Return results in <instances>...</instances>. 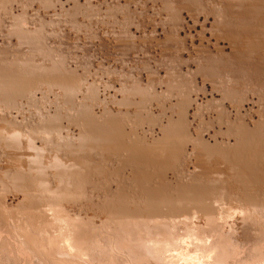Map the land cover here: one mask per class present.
I'll return each instance as SVG.
<instances>
[{
	"label": "rangeland",
	"instance_id": "1",
	"mask_svg": "<svg viewBox=\"0 0 264 264\" xmlns=\"http://www.w3.org/2000/svg\"><path fill=\"white\" fill-rule=\"evenodd\" d=\"M191 1L189 2L187 0H0V75L1 74L2 75L13 74V72H14V75H16V74L20 75L21 74L22 77H25L24 81H25V79H28V81H29V82L25 81L24 86L22 85V88L19 89L20 92H22V94L20 93L21 95H18L19 90L16 92V93H18V94H16L17 96L15 94L14 95L11 94L14 97L16 96L15 97L16 99L11 96V99L13 101L9 100L13 104L10 103L9 101L7 103L6 102V100H7L6 96L1 94V100H2V95L5 96V99H3L4 101L2 100L3 103L0 101V118L2 117L1 116L2 112L3 113L5 112L4 113L5 116L8 113L9 118L12 119L11 121H13V120L25 121V122L27 121L26 123H28V128H29L27 130H29V131H28V133H26L27 135L24 134V136L26 137V139H28V140L30 139L29 141H33V139H34L33 138L34 132H32V134L30 133L31 128L29 125L33 126V128H34L35 126L32 124L37 125L39 122H40L39 124H41V122L43 120H47V122L43 121L44 124H45V122L47 124L48 121L49 122L51 120L54 121L55 119L56 120L54 122H56L57 125L61 123V125H58L60 127L56 126V128L58 127L61 129L60 132L58 131V128L56 129L54 127L56 124L52 126V124H54V122L52 124H51V122L48 123L52 126L51 128L49 127L50 129L49 128L48 129L51 130L53 128L52 131H54V129H55L54 133L52 131H48V130L45 131V133H44L42 131V129H38V128L36 129V127L34 128L35 130H37V131H35V137H36V142H37L36 144L38 146H41V144H44L45 142L47 144L49 143V145L46 144L48 146V148L46 147L47 149L46 150L44 149V151H45L44 154H40V155H43L40 158L41 161H42V159H43V161H45L47 159L44 163L45 167L48 166L47 165L48 163L50 165H52L51 163L53 160L52 161H50V160L54 159V158H52L53 152L58 148L59 149L62 148V147L57 146L58 148L56 147V149H54L55 144L58 145L61 143L60 144L61 146H63L64 144L66 146V144L69 145L71 143V140L73 141L72 144H77V145L79 144V143H77L78 141L75 142V140H77V139H75V138L72 139V138H70L71 136H69L70 133L72 136H74L75 133H76L75 135H77L79 132V126H77L78 123H77V125H75V123L77 122L76 119H78V116L75 114V111H77V110L79 111V109L74 111V109H72V108L75 106V103H76V108H78V107H80V105L82 103H85V101H86V104L88 105V106L87 105L86 106L90 107V109H92V112L95 113V115L99 121L102 120L100 118L103 117L102 114H104L103 112H105V109L110 110L112 115L114 117H116V119L118 118L117 120H121L119 122L122 123V127L124 128V130L128 134V136L130 135L129 139H135V138L139 139V137H140V139H144L146 137L147 140L149 142H151L153 139L160 138L162 136V131H161L162 126L167 125V123L170 121V119L171 120H173V119L177 120V118H179V116H181L180 118H182V116H184L185 114L187 115V117L185 116V118L184 117L183 118L185 120L187 119L186 122L188 121V123L185 122V124H187L185 129L187 128L186 132L189 133L188 135L189 136L193 135L192 137H195L198 132H200V131H201V133L204 132V133H202L204 137L202 135L201 136L205 140H207L208 142L210 141L211 144L214 143V139L211 136L216 135V133L221 135V132H224L222 134H224L223 136L225 138H222L221 136L217 135L219 141L229 142V140H230V143L233 144V147H234L235 142H237L236 140H240V139L237 138L235 140L234 138L236 136H233L232 133L229 134V132H227V129L229 131L230 129H233V127H234V129H236V127H239V126H236L239 124V122L237 120L235 123H233V124H235L236 127L231 126V128L229 129V127H230L229 123L235 121V119L238 117L240 119L239 121H241V119L245 120V124L248 123V125H249L248 130L242 131L244 134H245V132L246 133L250 132V131L252 132V130L254 128L257 132L258 127H259V129L263 128V132H264V125L262 124V121H261V119L264 120V117H263L264 116V69L260 68V66L262 64L264 65V49H262L264 47L263 46L264 42L262 41V40H264V37H263L264 36V27H262V26H264V22H262V21H264V14H263L264 12H262V9L264 11V0H253V1L252 0H250V1L249 0L248 1L241 0L242 2H240V0H193V2H191ZM261 1H263V2H261ZM248 3H249V5H247ZM254 4L257 6L259 4H261L259 7H257L258 9L262 8L261 11L259 9L260 13H258L259 11H258V9L255 8L256 6ZM262 4H263V7H262ZM237 5L239 6L238 7L239 9H237V8L233 9V7H235V6L237 7ZM240 5H242V6L244 5L243 10H244V8H245V10L246 9L247 10L249 9L250 11L253 10V12L249 11L250 13H248V15L250 14V16H248L247 13L245 14V11L241 10L242 8ZM233 10L235 11L236 15L233 12ZM254 10H256V11H254ZM236 11H240L239 13L243 12L244 13L243 16L247 15V19H245L246 17L244 18L246 21L248 20V22H249L248 17L249 18L251 17L252 19L250 18L251 19L250 21L252 22L254 19L255 23L252 22V24H253L252 25L251 22H249V23L247 22L248 24H246L245 20L242 21V19H243L242 14L240 15ZM231 12H233V13H231ZM256 12L260 15H258ZM237 13H238V16H237ZM233 14L235 16H237L238 18L241 17L238 19L239 21L240 20L241 21L240 22L237 21V17L235 18ZM256 15H258L259 18ZM253 16L255 18H253ZM256 20H257V22H256ZM241 22H243V24ZM239 23H241V24H239ZM244 24L249 26V27L246 26L247 29H250V27L251 28L254 27L255 30L258 29V27L260 28L256 31L253 30V32L255 34L259 33L258 37L256 36L259 39L257 40L254 38L257 41L254 40L255 41L254 42L251 37H250V39H252V40L248 39L249 38L248 36L250 35V33L253 34L252 30H249V33L247 32L248 34L245 33V35L247 34L248 36H244L243 33L245 31H247V30H245V31L243 30L244 32L242 31V29H246ZM240 25H242L244 28H242ZM239 28H242V29L240 30ZM235 31H237V32L242 31V32L237 33ZM242 34H243V37H245V38L247 37L248 41H245L246 39H244L242 36H241V38H243V39L240 40V35H242ZM233 37H234V39L235 38H237V39L234 40ZM253 37H255V36H253ZM239 41H241V43ZM249 41L251 43L254 42V45L259 44V46L263 42L262 43L263 45H261L262 50L261 49H260L261 51L259 50L260 52L256 49V48H260V47L255 46L256 47L255 48V47H253V45L248 44V45H251L253 48H255L258 53H262V54H258L257 52L255 54L252 52V54H253V56H252V55H250V53L243 52L244 50H246L247 52L254 51L253 49H251V51H250V48H249L250 46L248 47L249 50H247L248 49V48H246L247 44L244 45V43H243V42L249 43ZM258 41H260L261 43H259ZM256 42H257V44H255ZM239 45H241L242 47ZM241 49L242 50L244 49V50L242 51ZM247 54H248V56H246ZM254 54H255V56H254ZM245 58L247 60L249 59V62L251 60V62H250L251 65H252V63H254V61H256V65L253 64L254 66L249 67L250 64H248L249 62H247L246 60H245L246 62H244L245 63V65H244L243 61ZM256 59H258L260 61H258ZM40 61H42V62H40ZM257 62H260L261 64H259ZM18 63H19V65H17ZM242 63H243V66H242ZM24 64L26 67L23 66ZM53 64H55V65H53ZM28 65H29V67H28ZM247 65H249V66H247ZM245 66L248 67L249 71H246L247 68H245ZM252 67H253V69H256V70H257V68H255V67H259L260 70L261 69L263 70V71L261 70L262 72L259 74L260 76L257 75L260 71L259 68H258L259 71L256 73L255 72L256 70L251 69ZM242 68H243V70H242ZM50 69H51V71H50ZM24 70H25V74H24ZM32 71L33 72L35 71V73H33ZM43 71H45V72H43ZM251 71L255 72L256 74H254ZM249 72H251L250 73L251 75L249 74ZM58 73L61 75H58ZM28 74H30V75H28ZM32 74H34V75H32ZM70 74H72V75L70 76ZM19 75H17V76H19ZM37 75H39V76H37ZM252 75H253V77H256V78L252 79L253 78V77H251ZM62 76H64V77H62ZM55 78H58V81H56V83H55ZM61 78H62V80H61ZM258 78L259 79L261 78L260 80L263 84H261L260 81L258 82V80H257ZM69 79H71V80H69ZM60 80L61 81L64 80L63 84L58 83V82H61ZM52 81L54 82V84H52L53 83ZM0 90H1V88H0ZM92 91H93V93H92ZM138 91H139V93H137ZM83 92H85L86 96L88 95L87 93H89V96H87V98L85 96L86 99L83 96L84 95ZM7 97H9V95ZM82 97L85 99V100L83 99L84 100L83 102H81ZM181 97H184V98L188 97L187 101L190 100V102L188 101L189 103H187L186 99L184 100V98H181ZM8 99H10V98H8ZM180 99H183L184 101L182 100L183 101L182 102ZM79 101H80V104H79ZM178 101L179 102L181 101L180 104L181 103L183 104L185 102L184 103L185 106H186V103L189 105V106L187 105L186 110H184L187 112L185 114L183 113L184 111H182L185 107L184 106H183L184 108L182 107L183 109L181 110L182 111L181 114H184V115H180V113H179L181 105L179 106V104H177ZM5 103H6V105H5ZM221 103H222V105H221ZM72 104H74V106ZM175 104H176V107H175ZM82 105H84V104H82ZM220 105L223 107L222 109L225 110V112L223 110L224 114L222 113L221 115L219 113V111L221 109L219 107ZM82 108L84 109L86 107H82ZM178 110H179V112H178ZM76 113L79 114L78 112H76ZM116 113H118V114H116ZM178 113H179V115H178ZM8 114H7V116H8ZM75 115L77 116L76 118H75ZM260 116H261V118H260ZM73 117L75 120L73 119ZM49 118L50 119L52 118V119L50 120ZM70 119H71V121H70ZM74 121H76V122L74 123ZM30 122H31V124H29ZM43 122H42V124H43ZM241 122L244 123V121H241ZM260 122L263 126L259 125ZM155 123H157V124H155ZM243 123H241L240 125H242ZM124 124H125V126H123ZM230 124H232V123H230ZM255 126H258V127H255ZM77 127H78V129H77ZM159 127H160V129H159ZM241 127H243V126H240L239 129ZM33 128H32V130H34ZM246 128L247 127H245V129ZM239 129L237 130L238 132L236 131L237 132L236 134L239 135V137H240L239 133H242V132H239ZM241 129L243 130V128H241ZM241 129H240V131H241ZM250 129H252V130H250ZM259 129H258V133H260V132L262 133V131H261L262 129L260 130V132H259ZM255 130H253V131H255ZM196 131H197V133H196ZM219 131H220V133H219ZM232 131H234L233 132V134H234L235 130H232ZM149 132H151V133H149ZM230 132H231V130H230ZM72 133H74V134H72ZM254 133L255 132H253V134ZM29 134H31L33 137H31V135H30V138H28ZM42 134H43V136H42ZM236 134H234V135H236ZM66 135H68L69 137ZM257 135H259V134H257ZM0 136H2V134ZM24 136L22 137V139H23L22 141H24V142H22L19 139L20 141H17V143H19V145L21 143H23L25 146L23 144L22 145H23V147H25L24 148L25 150L23 148H21L22 145L19 146V145H17L16 142H15L16 146L17 147L19 146V149L21 148L23 150H21V149L19 150L18 148H17V150L16 149L14 150L13 147H11L10 145H7V146L11 147V149H9L8 147H7L8 149L2 148L5 146L4 143L9 142L11 145H13L12 142L14 143V141H15V140L13 141V139H10V140H12V142L8 141L9 137H7V139H6V135L2 136L5 139H1V140H6V142L3 141V143H2L3 145L2 146L0 145V169L1 170H4V168H6V169L8 168V170L10 169V171H13V170L16 171V169H20V167H19L20 165H22L21 166V168H22L24 165L28 164V163H26V161L27 162L30 161V160L29 161L26 160L28 158L27 154H28V156H29V154L31 155V157H29L28 159H30V158L32 159V157L35 155V153L36 152L38 153V151L35 149H34L35 153L32 152L33 150H31V149H33V148L30 149L31 151L26 148V145L28 146V144L31 142H29L27 140V142H28V144H27ZM46 136H48V137L46 138ZM242 136H241V138H243ZM256 136H253V137L251 136V137L256 138ZM262 136H263V134H262ZM262 136L260 135V137H261V138H259L260 140L264 138V136H263V138H262ZM226 137L229 138V140L226 139ZM251 137H250L249 141H253L255 139L254 138L253 140H251ZM67 138H69L70 142L68 141ZM1 140H0V142H1ZM44 140H45V142H44ZM47 140H48V142H47ZM260 140L257 139V141H260ZM34 141H35V139H34ZM254 141L256 142V140H254ZM67 142H69V143H67ZM247 142H246V144H247ZM251 143H253V142H251ZM251 143H248L247 145H249V144L254 145ZM260 144L255 143V146L260 145ZM29 145H31V144H29ZM29 147H31V146H29ZM188 147L191 148V145L188 144ZM230 147H231V145H230ZM259 147L262 150L259 149L257 146V149H259L258 152H260V150L263 151L262 145ZM67 149L68 148L65 147L63 150L58 151V152L63 154L65 157V155H67L66 153H69V152L65 151ZM253 149H256V148L253 146V148L251 150H253ZM101 151H102L101 149H98V152H97V148L96 149L94 148L91 151L92 152L91 154L95 155V153H96L97 156L96 155L95 156L97 158V157L101 156V154H99V156H98V153L104 154L103 152H105V151H103V152H101ZM256 151L257 150H255V152L254 151L253 152L256 154V156H258L257 155L258 152H256ZM31 152L34 153L33 156H32ZM58 152H57V154H58ZM93 152H95V153H93ZM19 153L23 154V156L26 155L24 158L27 157L26 159L23 158L24 160L21 158L23 160V162H25L24 165L22 164V160H20V158L16 155ZM37 153H36V155H37ZM55 153H56V151H55ZM55 153H54V155L57 156V154H55ZM250 153H251V151H250ZM46 154H47V156H46ZM60 155H58V156L61 158L62 155L61 156ZM252 155H254V154H252ZM15 156H17L16 159L14 158ZM102 156L99 158L100 159L102 158L105 162L103 160H101L100 163H98L99 159L97 161V159H95L93 157L92 160L93 159L94 160L91 161V164H92V162H94L93 165L95 166V163H97L96 164V167H97L98 164L100 166V164L102 163L101 166H103L104 169H101V170L102 171L103 170H105V171L109 170L112 172V175H113V173H114V175L113 176L109 175L111 173L110 172L105 173V171H103V174H102V171H101L100 175L103 177L102 178L100 175H97V174H99L98 171H96L97 173L93 172V177L95 176L94 179H96V180L99 179V180L97 182L96 180L92 179L93 178L92 177L91 182H89V186H91L93 184L98 185V183H99L100 185H98V186H100V188L98 186L97 187L101 190V186L103 184H104L102 186L103 188L105 187V185L107 186L108 184H106V182L108 181L107 183L112 184L113 187L117 188L116 186H118V185H116L115 183H117V184L121 183L124 185V181H125V184H128L127 187L129 188V183H127V179H126L127 174L126 175L123 174L124 171H121L123 176H122V174L115 175V174L119 173V172L115 173L116 172L115 167L117 168V166H118L119 170L117 168V171L122 170L121 166H119L120 164L117 161H113L115 159L117 160L118 158L117 157H114V159L110 158V159H112L111 161H113V162H111V161L108 162V161H106L107 158H103ZM260 156H262V154ZM21 157H22V155H21ZM64 157L62 156V158H64ZM217 157H220V158H217ZM216 158L218 160H220L222 158V156L217 155V156H215V160H216ZM110 159H108V160H110ZM215 160H213V159L211 160V158H210V161H215ZM260 160H257V161L259 162ZM262 160L263 161H261L260 163L264 162V159H262ZM17 161L21 162V164ZM222 161H223V159H222ZM110 162L112 164L115 162V164H113V168H114L115 172L113 171V168L111 166L112 164ZM258 162H257V164H254V165H257V167L259 169H261V168L264 169L263 168L264 166H262V165H264V163L260 164L261 165L260 166L258 164ZM105 163H107V164H105ZM116 163H118V165H116ZM224 163L226 164L225 161L220 163V164L222 165ZM225 164L222 166V168L225 166ZM44 165L42 167L40 166L42 169H40L39 166L37 168H35L36 167L35 166L34 168L40 169L44 172V170H45ZM50 165L48 167H50V168L52 167L53 170L49 169L47 167V169L45 170L46 173H44L45 178L42 177V179L45 180L47 178L48 180L47 179L46 180H47V182H49V185H50V183H52L56 186L57 182H59L58 181L59 179H57V176L55 177L56 179H54V174H56L57 172H56V169H54V166L53 165L50 166ZM93 165H92V167H93ZM105 165L106 166L108 165V166L106 167ZM26 166H24V167H26ZM101 166L99 167V169H96V170H100ZM227 166L228 165L226 164V166L224 168H228L226 170L229 171L230 170L229 166L228 167ZM253 167H256V166H253ZM12 168H13V170H12ZM110 168H112V170ZM94 169L92 168V170H94ZM177 169L178 170H180V169L184 170L182 167L177 168ZM177 169H176V171H173V173L174 172L178 173L179 171H177ZM40 170H38V171L41 172ZM54 170H55V173L53 172ZM182 170H180L181 172H179L180 175L183 173ZM253 170H254L253 172H255V170H257V169L253 168ZM257 171H258L257 173H259V172L263 173L264 170H262V171L257 170ZM232 172L235 173V171H233V170H232ZM232 172H227V174L225 176L230 175L228 173H232ZM170 173H171V175H170ZM173 173H172V171H170L168 173V176L171 177L173 175ZM257 173L255 172L254 174L259 175V176H263V174H264L263 173L260 175ZM42 174L43 173H41V175ZM51 174H53V175H51ZM104 174L108 175L107 176L108 179L106 178V176ZM49 175H50V177H49ZM182 175H185V174L183 173ZM182 175H181V177H182ZM256 175H255V177H256ZM99 176H100V178H99ZM121 177H122V180H120ZM220 177H222V176H218L215 178V179L218 178L217 180L219 181V183L224 179V178L223 179L221 178V180H220L219 179ZM101 178L104 179V181ZM262 178L264 179V177H262ZM100 179H101V181H100ZM259 179H260V177H259ZM259 179H257V180L263 184L264 180L262 181V179L261 180H259ZM46 180L44 182H46ZM184 180H185V178H184ZM184 180H182V181H184ZM5 181L4 180L1 181V178H0V191H1L0 195H2L1 196L2 199H4L3 193L5 194V192L7 191L6 189H5L6 190L5 191L4 188H7L10 185H14V184H11L12 182L7 181V183H6ZM43 181H42V185L44 184ZM92 181H94V183ZM118 181H120V182H118ZM186 181L188 183V179H186L184 182H186ZM110 182H112V183H110ZM260 182L256 183V185H254V187H256V186L258 187V185H259V188H258L259 191L261 190V192L264 193V191H262L263 187H261V189H260V186L262 185V184H260ZM1 185L2 186L4 185V188H2ZM85 185H88V184L86 183ZM89 186L87 188L88 191L90 190ZM206 186H210V185H206ZM220 186H222V185H219V187ZM236 186H239V185H236ZM249 186L252 187L251 185H249ZM124 187H126V185H124L123 188ZM130 187L132 190H133V188H135L134 185H130ZM210 187H216L215 188L216 193H217V191H221L222 192L221 194L224 193L222 189L219 188L220 190H218L216 185H212ZM239 187L244 189L243 185H240ZM254 187L251 188V190L247 187V189L251 191V192L248 191L250 194H252V191H253L252 189H257V187L256 188H254ZM10 188H12V187H9V189ZM128 188H125V189H127V191H129ZM13 189H14V187H13ZM99 189H98V191H100ZM131 189H130V191H131ZM91 190H94L95 191L94 194H96V195H97V193H99L98 191H96V186H95V188H92ZM134 190L137 192L136 189H134ZM11 191H12V189H11ZM11 191L8 190V192L10 194L12 193ZM80 191L83 193L84 190L83 191L79 190V192ZM135 191H131L132 192L131 194L135 195L133 197L131 196L130 193H127V194H129L132 197V199H134V197H136V194H133V193H136ZM261 192H260V194H261ZM15 193H16V191H15ZM82 193L81 194L79 193V194L83 195ZM6 194L4 196L7 197V199L5 197V199L7 201L5 199L4 200L0 199V201H3V203L7 202V204H9V205H13L15 210L18 208L17 205L22 203V201L23 202L25 201V200H23L24 198H22V196L21 197L17 196L18 197L17 198L16 194H15L13 197L14 191H13V194H11V195H9L8 193H6ZM137 194H138V192H137ZM253 194H254V191H253ZM255 194L257 195V191ZM8 195H9V197H8ZM256 195H255V197H256ZM91 196L93 198L94 195L91 194ZM91 196L89 194L87 196V198L88 197L91 198ZM223 196L226 198H224ZM259 196H261V195H259ZM15 197H16V199H15ZM74 197H75V195H74ZM80 197L81 198L78 199V197L76 195V198L72 197L73 200H70V201H74V200H76V201L69 202L70 204L68 203L69 205L72 206V207L69 206V208L67 207V210L71 211V212L69 211V215L73 213L72 209H74L76 206L77 207L75 209H77V211L82 209V208H83L82 210L85 209L84 211H88V208L90 210H92L90 207L92 205H93L94 211L98 210L97 209L98 208L97 201L99 202V204L101 201H99L98 199H96L97 201H95V199H94L95 205L94 204L91 205L89 203L90 198L87 199V201H89V202H87L86 198H85L86 196L83 195L84 201H86L87 203L90 204V205L88 204L89 207L86 208L87 207L86 202L84 203V205L86 204L85 205L86 207L85 206L81 207V206H83L84 201L82 199V196H80ZM220 197H223L221 199L218 198L219 200H221L220 205H221V208L223 209V212L224 213L228 212L227 214L225 213L226 215L230 214V217H229V215L227 216L228 221L226 220V222L228 224L222 220L223 223L218 221L217 225L212 224V226L211 225L207 226V224L205 222L206 220H204L205 218L202 215H200L199 217L193 219L194 220L193 223L195 222L194 225H198V226L202 225L201 227H203L205 229L204 231L208 232L207 235H212V237H213V234H211L212 230H214V228L217 230L221 227L218 231V234H220V235L218 236L216 234L217 236L215 235L213 237L214 239L212 237H210L209 239L212 241V240H215L216 238H218L222 235L225 238V239L224 238H222V239L224 240V246H225L226 252L228 253L230 251L228 253L230 255L235 254L236 252L238 253V254H236V256L238 255L239 259L236 256H234L233 259L230 258L228 260V263L230 261L231 264H251V263L257 264L258 260H260V258L264 254V211H263L264 208L260 207V205L263 204L264 201L263 200L261 201L260 200L261 198H259L260 202H262V203H260L259 200L257 199L258 202L260 203L259 204L256 201L259 204V206L256 203L257 205L255 208H254L255 205L254 206L248 205V206H246V207L244 206L242 208L243 204H240L241 202H239L238 200L237 201L234 200V199H236L234 196H232L233 198H230V197H228V195L224 194ZM262 197H263V195H262ZM69 199H66L67 202L69 201ZM19 201H20V203H19ZM64 201L65 200H63V202ZM92 201L93 200L91 199V203H92ZM25 202H27V200ZM25 202L23 204H26V206L23 204H20L19 206H21V205L23 207L25 206L26 207L25 209H27L28 203H25ZM63 202H61V204H63ZM222 202H224V203H222ZM96 203H97V206H96ZM0 204H2V202ZM68 204L65 203L66 206H68ZM79 204H82V205H79ZM9 205H7V207H8L7 209H10V211L7 212V214H8L7 217H9V219L5 217L7 214L6 215L3 214V216L5 215L4 216L5 218L0 217V218H2V219H0V221L2 220L0 222V229H1L0 235H2L4 233V235H2L3 237L0 236V240L4 243V245H3V243L0 241V244H1L0 245V253H1L0 254V264H14V263L15 264H24L27 262L28 259L26 260V262H24V260L22 258L24 256H21V258H20V255L18 256L16 249H15L16 244H15V238L14 237H17V236H19V234L21 235L23 233H31L32 235H35L37 233L34 236V237H36V238H34L36 240L35 244L33 243L34 245H32L33 246L32 250L30 251V254H28V255H30V258H32L31 260H33L34 263H32L33 261H31L29 256H28L26 258H29V261H31V262H29V263L27 262V264H53V263L55 264V262L57 263L58 261H59V263H57V264H65V263H67V264H77V263L82 264V262L84 260L81 261V258L79 259L77 257H73L72 260L68 259L70 261L69 262L68 260L63 259L62 257H59L60 259L58 258L59 255L56 252L57 248H55V249L50 248L49 249L50 245H47L48 240L45 237V234H44V236H42L43 234L40 233L41 228H42L41 230H43V227L49 228V226H50L49 225L50 224L49 215H47V212L46 213L44 212V211H46L45 206H43V207L41 206V208H39L40 210L42 208L45 209V210L42 209V211L39 213L43 212L44 215L46 214L44 217L45 218L48 217V218H46L48 221L47 223L41 221L42 218L45 219L42 214H37L38 216L41 215L40 216L41 220L39 219L40 222L37 221L38 216L35 214V212L38 213L37 212L38 208H36V210L34 208L33 209L31 208V212H30V209H27V211L25 212V210L23 208V210L25 212L24 213L23 210L21 209L22 207L21 208L19 207L22 210L20 212V209H17L20 213H18L17 210H16L17 212L13 211L11 213V209L14 210V208H10L13 206H9ZM100 205H99V207H100L99 209H101ZM66 206H62V207L65 208ZM95 207H97V208L95 209ZM192 207L193 206H191V209H193ZM28 208H30V207L28 206ZM70 208H72V209H70ZM244 208H246V211ZM191 209H188V210H191ZM247 209H248V213H247ZM93 210L89 211L90 212L89 217H91V215H93V213H92ZM32 211H35V212H32ZM29 212L32 215H30ZM81 212H83V211H81ZM99 212L97 215H99V214L101 215L102 212L101 213H99ZM191 212H192V210H191ZM9 213H11L10 215L13 218L9 215ZM242 213H244V214H242ZM84 214L85 213L83 212V215ZM246 214H249V215H246ZM34 215L36 216V218ZM245 215H246V218H245ZM28 216H33V217H31L33 219H31V218L29 219ZM71 216H73V214ZM250 216H252V217H250ZM40 217H38V218H40ZM98 217H101V216H98ZM101 218H99L100 220L98 218H95L94 220H96V221H94V222H95V224H97V227H98V229L96 231H98V233L100 232L99 234H101V236H102V229L100 226H101L102 220H106V219H105V216L102 218V220H101ZM25 219H27V220H25ZM28 220H29L30 224L33 223V221H31L32 222L31 223L30 220H34V223L32 224V226H30L28 224ZM12 221H14V223ZM44 221H46V220H44ZM41 222H43V226L40 225ZM25 223L27 224V227H26ZM36 223H37V226H36ZM44 223L47 225L45 226ZM152 224L153 223L151 222L150 225L149 224L148 225H149V227L153 226L152 228H154V226H156V225H152ZM169 224H170L169 226H171V229L172 230L174 229L173 231L170 229L168 224L166 226H164L163 229H161V228L155 229L154 228V230L152 231L150 228L149 230L152 233L153 232L154 233L160 232V231H157L159 229H161L162 231L167 230L166 233H169V234H172V233L173 234L174 233L184 234L186 231L184 229L186 227V223L183 221H178V223H176V225L178 226L177 230L175 227H173V226H175V223L173 225H171L172 223H169ZM98 225H100V226H98ZM216 226H217V228H216ZM39 227H40V229H39ZM181 227H182V229H181ZM242 229L245 231L248 230L247 235L250 234V236L246 235L247 239L245 238V235H244L245 231L243 233ZM19 230H21V231L27 230V232H23V231L21 232ZM4 231H6V232H4ZM39 233L41 234V236L43 238L39 235ZM94 233H96V232H94ZM242 233L244 236L242 235ZM144 234L145 233H143V235ZM240 236L241 237L243 236L247 241L249 239L250 240L245 244V242H246L245 239L241 238ZM7 237L9 239H6ZM248 237H249V239H248ZM100 238H104V237H100ZM242 239L244 240V244L241 241ZM230 240L233 242V244H235V245L232 244L233 247L232 246L229 247L228 242ZM226 241H228V242H226ZM38 242H39V245H37ZM42 242H44V243L42 244ZM12 243H13V245H12ZM188 243L191 245V247H193V248H191L193 250L195 247L192 246V244L190 242H188ZM9 244H11V245L9 246ZM225 244H227V246ZM236 244H239V245H236ZM42 245L45 246V249H44V246H42ZM190 245L186 244L187 248L184 247V250L182 247V248L178 249L180 251H178V252L174 251L172 253L177 252V254L181 255L182 250L185 251V249L190 248L189 247ZM8 247L12 248V249H9ZM42 247L44 250L42 249ZM84 248L86 250H87V248L89 249V251L88 250L87 251H88L89 257H90L92 255V254H90V251L92 250L91 253H93V249H91L90 247H84ZM2 249H4V250H2ZM46 250H47V252H46ZM241 252H244L243 254L245 256ZM31 253L33 254V257L31 256ZM239 253H240V255H239ZM16 254H17L18 258L16 256ZM253 257H255V258H253ZM240 259H242V260H240ZM51 260H53V262ZM55 260H57V261H55ZM182 260H180V263L182 262ZM255 260H257V261H255ZM146 262H148L149 264H151L152 262L154 264L157 263V261H154L153 259H148V260H146ZM146 262H145V264H147ZM182 263H184V262H182ZM83 264H88V263H85V261H84Z\"/></svg>",
	"mask_w": 264,
	"mask_h": 264
},
{
	"label": "bare ground",
	"instance_id": "2",
	"mask_svg": "<svg viewBox=\"0 0 264 264\" xmlns=\"http://www.w3.org/2000/svg\"><path fill=\"white\" fill-rule=\"evenodd\" d=\"M187 1L190 2L191 0H187ZM246 1H248V0H246ZM191 2H193V0ZM240 2H242V1L240 0ZM261 2H263V1H261ZM249 3L247 5H249ZM260 5L261 4H259L258 6L255 5L256 6L255 8L258 9L257 7H259ZM240 6L242 8L241 10H243L244 5L243 6L240 5ZM238 7L239 6L237 5V7L235 6V7H233V9L234 8L239 9ZM262 7H263V4H262ZM259 9L261 11L262 8H259ZM259 9H258V11H259ZM240 11H236V12L239 13ZM243 11H245V14L247 13V15H248V13L253 12V10L252 11H250L249 9L248 10L247 9L245 10V8H244ZM254 11H256V10H254ZM260 11L258 13H260ZM233 12L235 13L234 10H233ZM233 12H231V13H233ZM262 12H264L263 9H262ZM238 13H237V16H238ZM239 14L240 15L242 14V16H243L244 13L241 12ZM235 15H236V13H235ZM235 15H234V17L236 18L237 16H235ZM247 15H244L243 16L242 21L245 20V19H247ZM258 15H260V14H258ZM258 15H256V16L258 17ZM248 16H250V14ZM239 18H241V17H239ZM239 18L237 17V21H239L238 20ZM250 18L248 17L249 22H251L250 20L252 19V18L251 19ZM253 18H255V17L253 16ZM254 21L255 20L253 19L252 22H254ZM247 22H248V20L246 21V24L249 23V22L248 23ZM252 22H251V24H252ZM256 22H257V20H256ZM262 22H264V21H262ZM241 23L243 24V22H241ZM241 23H239V24H241ZM246 24H244L246 29H242V28H244L242 25H240L242 28H239L240 30L242 29V31L243 30L244 31L247 30L245 32L243 31L244 32L243 33L244 36H248L247 34L249 33V30H252V32H253V30L256 31V30L260 29L259 27L256 30H255L254 27H252L253 29L251 27H250V29H247V27H249V26L246 25ZM262 27H264V26H262ZM235 32H237V31H235ZM241 32H237V33H241ZM245 33H247V34L245 35ZM243 34L240 35V40L244 38V39H246L245 41H248V39H250V37L253 39V41L255 39H257V40L259 39V38H257L259 33L258 34H255L253 32L254 35L252 33H250V35L248 36L249 37L248 39H247V37L246 38L243 37ZM252 35L255 36V37H253ZM241 36L243 38H241ZM234 37H233V39H234ZM237 38H235V39H237ZM252 39H250V40H252ZM257 40H255V41H257ZM260 41H258V42L261 43ZM262 41L264 42V40H262ZM239 42L241 43V41H239ZM254 42L253 43H251L250 41H249V43L243 42L244 45L247 44L246 45V48H248L250 46L249 47L250 48V51H251V49H253L254 51L247 52L244 49H243L244 51L242 49L241 50L243 52H245V53H250V55L253 56L252 52L256 54L257 50L259 51L261 49V47H262L261 45L264 44L262 42L263 44L261 43L260 46H259V44H257V42H256L255 44H257L258 45L257 46V45H254ZM248 44L253 45V47L256 46V47H260V48H256L255 47L257 49L256 50L255 48H253L251 45H248ZM239 46H241V45H239ZM249 48L247 50H249ZM262 49H264V47ZM255 54H254V56H255ZM258 54H262V53H258ZM246 56H248V54ZM245 60L247 62H249V59L247 60L245 58L244 61H243V63L246 62ZM256 60H258V59H256ZM258 61H260V60H258ZM40 62H42V61H40ZM250 62H251V60H250ZM250 62L248 64H250ZM243 63H242V66H243ZM257 63L261 64L260 62H257ZM253 64L256 65V61H254V63H252V65L250 64V66L249 65H247V66H249V67L254 66ZM17 65H19V63ZM53 65H55V64H53ZM244 65H245V63H244ZM23 66H25V64ZM247 66H245V68H247L246 71H249ZM261 66H260V68L264 69V67H263L264 65L262 64ZM28 67H29V65H28ZM255 68H257V70L256 69H253V67L251 69L252 70H256L255 72L257 73L260 70V68L259 67H255ZM258 68H259V70H258ZM242 70H243V68H242ZM261 70L259 71V73L257 75H259L263 71V70L262 71ZM50 71H51V69H50ZM43 72H45V71H43ZM251 72H253V71H251ZM251 72H249V74ZM255 72H253V73L256 74ZM33 73H35V71ZM24 74H25V70H24ZM17 75H19V74L14 75V72H13V74H4V75L1 74L0 75V88H1L0 91L2 92V93L0 92V101L1 102H2L3 99H5V96L7 98L6 102L8 103L9 100H12L11 99V96H12L11 94H13V95L14 94L16 95L18 93H19L18 95H21L22 94V92H20L19 89L22 88V85L24 86L25 81H28V79H25V81H24V78L25 77H22L21 74L19 76H17ZM28 75H30V74H28ZM32 75H34V74H32ZM58 75H61V74L58 73ZM71 75L72 74H70V76ZM37 76H39V75H37ZM62 77H64V76H62ZM251 77H253V75ZM254 78H256V77H253L252 79H254ZM260 79L259 78L257 79L258 82L259 81L261 82ZM61 80H62V78H61ZM69 80H71V79H69ZM56 81H58V78H55V83H56ZM63 81L58 82V83L59 84H61V83L63 84ZM52 84H54V82ZM261 84H263V83L261 82ZM17 91H18V93H16ZM92 93H93V91H92ZM137 93H139V91ZM1 94L5 95V96L2 95V100H1ZM83 94L82 95L85 98V96H86L85 92H83ZM87 94H88L87 96H89V93H87ZM8 95H9V97H7ZM87 96H86V98H87ZM12 97H14V96H12ZM8 98H10V99H8ZM84 98L82 97L81 102H83L86 99V98L85 99ZM181 98H184V97H181ZM187 98L185 97L184 100L186 99V101H187ZM180 100L182 101L183 99H180ZM188 101L190 102V100H188ZM188 101H187V103H189ZM178 102H177V104H179V106L181 105V108L179 107L180 108V112H179V110H178V112L180 113V115H184L185 113H187L184 110H186V107H187L188 104L186 103V106H185L184 105L185 102L183 104L182 103L180 104V102L179 103ZM10 103H12V102H10ZM79 104H80V101H79ZM82 104H84L85 106L82 105ZM82 104L80 105V107H78L79 106L78 105L77 106L78 108H76V103H75V106H74V104H72L74 106L72 108V109H74V111L77 110V109H79V111L78 110L75 111V114L78 116V119H76L77 122L74 121V123L76 122L75 125H77V123H78L77 126H79V132H78L77 135H75L76 133L75 134L72 133V134H74V136H72L71 133L69 132L70 133L69 136H71L70 138L77 139V140H75V139L74 140H75V142L78 141L77 143H79V144L78 145L77 144H72V142H73L72 140H71V143L69 145L66 144V146H65V144H64L63 145L64 147L60 145L61 143L58 144V145L55 144V146H54L55 148L54 149H56L57 146L58 147H62L63 149L66 147V148H68L67 149L68 151L67 150H65V151L66 152H69V153H66L65 152L67 155H65V157H64L63 154H61V153L58 152V151H61L63 149L62 148L59 149L57 147L58 149L55 150L56 153L54 151L53 154H52L53 155L52 158H54V159H51L50 158L51 159L50 161L53 160L52 163L49 161L54 166V169H56V172H57L56 174H54V179H56L55 178L56 176H57V179H59L58 180L59 182H57L55 180L57 182L56 186L54 184H52V183H50V185H49V182H47V180H48L47 178H46L47 180L45 179L47 183L44 182L45 181L44 179H42V177L45 178V174H44V173H46L45 170L47 169V167L50 164L48 163L47 164L48 166L45 167L44 163H45V161L47 159L45 161H43V159H42V161H41L40 158L43 155H40V154H44V152H45L44 149L46 150L48 148L47 145H49V143L47 144L45 142V140H44V142H45L44 144L45 145L40 143L41 146H38L36 144L37 142H36V137H35V131H37V130H35L34 128L36 127V129L37 128L38 129H42V131L45 133V131H47V130L48 131H52L53 128L51 130H49V129L53 125L56 124L54 126L56 128V126L61 125V123L57 125V123L54 122L56 119L55 120L53 119L54 121H52L51 120L52 118L51 119L49 118L51 120L50 121L51 124L54 122V124H52V126L50 124H48V123H50L49 121L46 124L47 120H43V121H46L45 124H44L43 121H42L43 124H42V122H41V124H39L40 122L39 123L37 122L38 123L37 125L36 124H32V125L35 126L34 128H33V126L29 125L30 128H31V130H32V128L34 129L32 131L30 130V133L31 134H32V132H34L33 133V136L34 137L31 134H29L28 135L29 137L28 136L27 137L30 138V135H31V137H33L35 139V141H34V139H33V141H29L30 139L28 140L24 136V134L27 135L26 133H28V131H29V130H27V129H29L28 128V123H26L27 121L26 122L25 121H18V120L11 121L12 119L9 118V114L7 113L8 116H7V114L5 116V114H4L5 112L4 113L2 112V114H1L2 117L0 118V135L1 134H2V136L6 135V139H7V137H9L8 138V141H11L12 142V140H10V139H13V141L15 140L14 143L12 142L13 145H11L9 142H7L8 144L7 143H4V145L6 147L4 146L2 148H6V149L9 148V149H11V147H13L14 150L15 149L17 150V148L19 149V146H21L23 143L20 142L21 144L19 145V143H17V141H20V140L22 141L23 140L22 137L24 136L25 141H26L27 144H28L27 140L29 142H31V143H29L31 145H29V144H28V146L26 145V148L29 149V150L31 148H33V149H31V150H33L32 152H34V149L38 151V153L36 152L37 155L34 152L35 153L34 156H33L34 153L31 152L32 153V156H33L32 159L31 158L28 159L29 157H31V155L29 154V156H28L27 153H26L27 154V157H28V158L26 157L27 159L24 158L26 155L23 156V154H20V153L19 154H16L20 158V160H22L23 158L26 159V160H28V161L30 160L29 162L26 161V163H28V164H26L27 166L24 165L25 162H23V160H24L23 159L22 160V164L24 166H26V167L23 166L22 167L23 169L21 168L22 165H20L19 166L20 169H16V171H14L13 168H12L13 171H10V169L8 170V168L7 169L4 168V170H1L0 169V178H1V181L2 180H4V181L6 180L5 181L6 183L8 181V182H12L11 184H14V185H10L9 184L10 186H8L7 188H4V185L3 186L1 185L2 188H4V190L5 189L7 190V191L5 190L6 191L5 194L8 193L9 195H11V194H13V191H14L13 197H14L15 194H16V197L17 196L18 197L19 196L20 197L22 196V198H24L23 200H25V201L27 200V202H25V201L24 202L25 203H28V206L30 208H28V206H27V209H30V212H31V208L32 209L34 208L35 210H36V208H38V210H37L38 213H36L35 211H32V212H35L36 215L37 214H42L43 217H44L46 214L44 215L43 212L42 213H39L44 208H42L41 210L39 208H41V206L42 207L45 206L46 211H44V212L45 213L47 212V215H49V221H50V224L49 225L50 226H49V228L46 227L47 229L44 228V227H43V230H41L42 228L40 229V227H39V229H40V233L43 234L42 236H44V234H45V237L48 240V244L47 245H50L49 249L50 248H54V249L57 248L56 249V252L59 255L58 258L59 257H62L63 259H66V260H68V259L69 260H72L73 257H77L79 259L81 258V261L84 260L85 263H88V264H145L146 260H148V259H153L154 261H157L156 264H229L230 261L228 263V260L230 258L233 259L234 256H236V254H238V253L236 252L235 254H232V255L228 254L230 251L227 253L226 250H225L224 240L222 239L224 237L221 235L220 237H218L215 240H212L211 241L209 238L212 237V235H207L208 232H205L204 231L205 229L203 227H201L202 225H200V226L194 225L195 222L193 223V221H194L193 219L199 217L200 215H202L205 218L204 220H206L205 222H206L207 226H209V225L212 226V224H216L217 225L218 224V221H220L222 223H223V221L226 222V220L228 219L227 216L229 215V217H230V214L226 215L228 212L227 213L225 212L226 214L223 212V209L221 208V205H220L221 204L220 203L221 200L218 199V198H220V199L223 198L224 196L223 197H220V196H222L224 194L228 195V197H230V198H233L232 196H234L236 198L234 200H236V201L238 200L239 202H241L240 204H243V206L241 205L242 208L244 206L246 207L248 205H253V206L255 205L254 206V208H255L256 205L260 202V200L261 201L262 200L264 201V193L261 192V190L259 191V189H258L259 188V185L258 184H257L258 187L256 186L258 190L257 189H252L254 191V194H253V191H252V194L253 195L249 193V192H251L250 191L251 188H253L254 185H256V183H259L260 182V181L257 180V179H259V177H260L259 180H261V179H262V181L264 180L262 178V177H264V174H263L264 171H263V173H261V172L257 173L258 172L257 170L262 171L264 169L261 168L262 169L261 170V169H259L257 167V165H254V164H257V162H258L257 160H260V159L261 160L258 162V164L260 165V164H263L264 163V162L263 163H260L261 161H263L262 159H264L263 158L264 157V155H263L264 154V147H263L264 146V138H263L264 132H263V128H260L259 129V127H258L259 125H262V124L264 125V123H263L264 120L261 119L262 124L260 122L259 125L257 124L258 126H255V127H258L259 132L262 129L261 130L262 133L260 132L261 134L258 133V129H257V132H256L255 128L253 129L255 131H253L252 129H250V130H252V132L251 131L250 132H247V133L245 132V134H244L242 131L248 130L249 129V125H248V123L245 124V120H242L241 119V121H244V123L241 122V121H239L240 120L239 117L236 118L235 121H233V122H230L229 121L230 123H232V124L229 123V125H230V127L228 126L229 129L231 128V126L232 127L235 126V124H233V123H235L237 120H238L239 124L236 125V126H239V127L240 126H243V127H241V128H243V130L240 128L241 131H240L239 127H236V126H235L236 129H234V127H233V129H230L231 132H230V130L228 131V129H227V132H229V134L232 133L233 136H236L234 138L235 140L237 138L240 139V140H236L237 142H235L234 147H233V144L230 143L229 138H227V137H226V139H228L229 142L219 141L217 135L218 136H221L222 138H225L223 136L224 134H222L224 132H221V135L218 134V133H216V135L211 136L214 139V143L213 144H211L210 141L208 142L207 140H205L203 138L204 136H203L202 133H204V132L201 133V131H200V132H198L199 133L198 134L197 131H196L197 135L195 137H192L193 135L192 136H189L188 135L189 133L186 132L187 128L185 129V127L187 125V124H185V122H186L187 119L186 120L184 119L185 116L187 117L186 114L184 116H182V118H180L181 116H179V118H177V120H175V119L171 120L170 119V121L167 123V125L161 127L162 136L160 138L153 139L151 142H149L146 137H145L146 139L145 138L144 139H140V137H139V139H136L135 137H134L135 139H129L130 135L128 136V134L125 132L124 128L122 127V123L119 122L121 120H117L118 118L116 119V117H114L112 115V113H111L110 110L105 109V112H103L104 114H102L103 117L102 118L99 117L102 120L99 121L98 118L96 117L95 113L92 112V109H90V107H87L88 105L86 104V101H85V103H82ZM5 105H6V103H5ZM221 105H222V103H221ZM221 105L219 106L221 108L220 109L221 112L219 111L220 115L222 113L224 114V112H225V110L222 109L223 107ZM82 107H86V108L83 109ZM175 107H176V104H175ZM181 110L184 111L183 112L184 114H181V112H182ZM223 110H224V112H223ZM76 112H78L79 114H77ZM179 113H178V115H179ZM116 114H118V113H116ZM76 115H75V118L77 117ZM261 116H260V118H261ZM5 117L6 118L8 117L7 118L8 120ZM73 119H74V117H73ZM70 121H71V119H70ZM186 123H188V121ZM241 123H243L244 125L243 124L240 125ZM29 124H31V122ZM155 124H157V123H155ZM123 126H125V124ZM58 127H60V126H58ZM245 127H247V128L245 129ZM237 128L239 129V132H242V133H239L240 134V137H239V135L236 134L238 132L237 131L238 130ZM77 129H78V127H77ZM159 129H160V127H159ZM60 130L61 129L58 128V131L59 132H60ZM232 130H235V133L234 134H236V135L233 134L234 131H232ZM54 131H55V129H54ZM54 131H52V132L54 133ZM253 132H255V133L253 134ZM149 133H151V132H149ZM219 133H220V131H219ZM257 134H259V135H257ZM262 134H263V136H262ZM260 135L263 138V139H261L262 141L259 139V138H261ZM2 136H0V140L1 139H5ZM42 136H43V134H42ZM66 136H68V135H66ZM241 136L243 138H241ZM251 136L252 137L253 136H256V138L254 137L255 138L254 139ZM47 137L48 136H46V138ZM250 137H251V140L254 139V140H256V142L254 140L253 141H249L250 140ZM67 139L70 142L69 138H67ZM257 139L260 140V141H257ZM48 140H47V142H48ZM3 141L6 142V140H1V142H0L1 143L0 145L1 146L3 145L2 144ZM15 142L17 143V145H19L18 147L16 146V143ZM22 142H24V141H22ZM69 142H67V143H69ZM246 142H247V144L253 142L251 144H254V145H250V144L247 145ZM255 143L256 144H260L261 143L260 145H257V146H258L259 149H261L259 146L262 145L263 151H261L262 150L261 149L260 152H258L259 149H257V146H255ZM188 144L191 145V148L188 147ZM7 145H10L11 147H8ZM23 145H22L21 148L24 149L25 147H23ZM230 145H231V147H230ZM29 146H31V147H29ZM253 146L256 149L251 150L253 148ZM94 148L95 149L97 148V152H98V149H101L102 150L101 152L105 151V152H103L104 154L98 153V156H99V154H101V156L103 155L102 157L103 158H107V160L106 159L105 160L108 161V162L112 160L110 158H113V159H114V157H117L118 158L117 160L115 159L113 161H117L120 164L119 166H121V169L122 170L117 171V168H118V166H117V168L115 167V170H116V172H115L114 171V168H113V164H115V162L113 164L111 163L113 161L110 162L112 164L111 166H112L113 171L115 173L119 172L118 174H115V175L122 174L121 171H124L123 174H125V175L127 174L126 175V179H127V183H129V188L131 189V187H132V186L130 187V185H134L135 188H133V190L131 189V191H135L134 189H136L137 192H138V194H137L136 191H135L136 193H133V194H136V197H134V199H132V197L135 196V195H132L131 194L132 192L127 187L128 184H125V181H124V185H126V187H124V188H123L124 185L121 184V183H119V184L115 183L116 185H118V186H116L117 188H115V187H113L112 184L107 183L108 181L106 182V184H108V185L107 186L105 185L104 188L102 187L104 184L103 185L101 184L102 185L101 186V190L102 191L99 189L100 188V186H98V185H100L99 183H98V185L93 184V185L89 186V182H91V178L93 177V172L97 173L96 171H98L99 174H97V175H100V173L102 171L101 169H104V167L101 166L102 163L100 164V166H101L100 170H96V169H99V167H100L99 164L97 165L98 168L96 167V164L97 163H95V166L93 165L94 162H92V164H91V161L94 160V159L92 160L93 157L95 159H97V161L99 159L98 163H100V161L103 160L102 158L101 159L99 158L101 156H99V157L96 158L97 154L95 153L96 152L95 150H94L95 152H93V153H95L96 156L94 154L93 155L91 154L92 153L91 151ZM23 149H21V150H23ZM255 150H257L256 152H258V154H257L258 156H256V154L254 153ZM250 151L254 155H252L250 153ZM57 152H58V154H57ZM54 153L57 154V156H55ZM60 154L64 158H62V156ZM219 154L222 156V158L220 160L222 161V159H223L222 162L225 161L226 164L229 166V169L231 171L230 170L229 171L226 170L228 168H224L226 166L225 163H224L225 166L223 167L224 169L222 168V166L224 164L221 165L220 163H222V162L217 159V158H220V157H217L216 158L217 161L215 160V156H217V155L220 156ZM259 154L260 155L262 154L263 157L260 156ZM21 155H22V157H21ZM58 155H60L61 158ZM17 156H15L14 158L16 159ZM46 156H47V154H46ZM211 156L212 157L214 156V157L212 158ZM210 158H211V160L213 159L215 161H210ZM108 159H110V160H108ZM19 161H17V162H19ZM19 163L21 164V162H19ZM118 163H116V165H118ZM42 164L45 167L44 168L45 170L43 169L44 172L42 170H40V169H42L41 168L43 166ZM105 164H107V163H105ZM52 165H50V166H52ZM92 165H93V167H92ZM38 166H39L40 169H35ZM253 166H256V167H253ZM262 166H264V165H262ZM181 167L184 170H182V169H180V170H182V172L185 174V175H182L183 174L182 173L181 174L182 177L179 174V172H181V171L177 169V168H181ZM48 168L53 170L52 167L51 168L48 167ZM92 168L93 169L95 168V169L92 170ZM112 168H110V169L112 170ZM253 168L257 169V170H255V172L257 174H260V175L263 174V176H259V175L254 174L255 172H253L254 171ZM176 169L179 172L178 173L177 172H174L173 173V171H176ZM38 170H40L41 172H39ZM118 170H119V168H118ZM232 170L235 171V173H233ZM103 171H105V170H103ZM103 171H102V174H103ZM170 171H172V173H173V175H172L173 177L171 176L172 178L168 176V173ZM226 171L227 172H232V173H228L230 175L225 176L227 174ZM53 172L55 173V170ZM107 172H110L111 174H109V175H112V172L111 171H109V170L108 171H105V173H107ZM41 173H43V174L41 175ZM123 174H122V176H123ZM51 175H53V174H51ZM104 175L107 178L108 175H106V174H104ZM113 175H114V173H113ZM170 175H171V173H170ZM255 175H256V177H255ZM100 176H99V178H100ZM218 176H222V177L219 178L220 180H221V178L222 179L224 178L220 183L217 180L218 178L215 179ZM49 177H50V175H49ZM94 177L92 179H94ZM184 178H185V180L188 179V183H187V181L184 182L185 181ZM101 179H100V181H101ZM94 180H96V179H94ZM98 180L99 179H97L96 181L98 182ZM102 180L104 181V179H102ZM120 180H122V177H121ZM182 180H184V181H182ZM42 181H43V183L45 185L44 184L42 185ZM92 182L94 183V181H92ZM118 182H120V181H118ZM86 183L88 185H85ZM110 183H112V182H110ZM260 184H262V183L260 182ZM206 185H210V186L216 185L217 188H218V190L222 189L224 193L221 194L222 193L221 191H217V193H216V191H215L216 190L215 189L216 187H210V186H206ZM219 185H222V186L219 187ZM236 185H239V186L240 185H243L244 186V189L241 188V187H239V186H236ZM249 185H251L252 187H250ZM263 185H264V181H263V184L260 186V189H261V187H263L262 188L263 189L262 191H264V186ZM88 186H89L90 190L92 188H95V186H96V191H98V189L100 190V191H98L99 193L96 192L97 195L94 194V192H95L94 190L95 189L94 190H91V191L90 190L88 191V189H87ZM9 187H12V188L9 189ZM13 187H14V189H13ZM247 187L250 190H248ZM256 187H254V188H256ZM125 188H128V190L130 192L127 191V189H125ZM11 189H12V191H11ZM8 190H10L12 193L10 194L8 192ZM79 190H82V191L84 190V191L82 193L81 191L79 192ZM255 190L257 191V195L255 194L256 193ZM15 191H16V193H15ZM77 191L80 194L82 193L84 196H86L85 197L86 198V201H87V199L90 198V197L87 198V196L89 194H90V196H91V194H93L94 195L93 198L91 196V198L89 199L90 202L87 201L91 205L94 204L95 201H97L96 199H98L99 201H101L100 202L101 205L97 201L98 208L95 207V209L97 208L100 212L98 210L94 211L93 210V205H92L90 207L93 210V212H92L93 215L90 214L91 217H89V213H90L89 211H92V210H90L88 208L89 207L88 206L89 203H87L86 201H84L83 195H80ZM260 192H261V194H260ZM127 193H130L132 197L129 194H127ZM5 194L3 193V198L4 199L6 197V196H4ZM9 195H8V197H9ZM74 195H75V197H74ZM76 195H77L78 199H80L81 198L80 196H82V199H83L84 202H83V206H81V207H84L86 205V204L84 205V203L86 202L87 203V205H86L87 207L86 206L85 207L88 208V211H84L85 209L82 210L83 208L80 209L81 211H83L85 213L83 215V212H81L80 210L77 211V209H75L77 207L76 206L74 209L77 212L74 209L70 208V209H72V212H73L72 213L73 216H71L72 214L69 215V211L70 210H67V207L69 208V206H71V205H69L70 204L69 202L76 201V200L70 201V200H73L72 197L73 198H76ZM255 195H256V197H255ZM259 195H261V196H259ZM262 195H263V197H262ZM1 196L2 195H0V199H2ZM16 197H15V199H16ZM224 198H226V197H224ZM259 198H261V199L259 200ZM4 199H2V200H4ZM6 199H7V197H6ZM66 199H69V201L67 202ZM91 199L93 200L92 203H91ZM94 199H95V201H94ZM257 199L259 200V202H258ZM63 200L66 201V202L64 201L66 204L69 203L68 206L65 205V203L63 202ZM1 202H2V204H0V217H3V218L6 217V218L9 219V217H7L8 216L7 212L10 211V209H7L8 208L7 205H9V204H7V202H4L3 203V201H0V203ZM24 202L22 201V203H20V201H19L20 204H23ZM61 202H63V204H61ZM97 203H96V206H97ZM222 203H224V202H222ZM260 203H262V202H260ZM259 204H258V206H259ZM19 205H17L18 206L17 209H20L22 207L21 208L22 210L24 208L25 212L27 211V209H25L26 208L25 207L26 204H23V205H25L24 207L22 205L21 206H19ZM79 205H82V204H79ZM99 205L101 206V209H99L100 208ZM9 206H13V205H9ZM62 206H66V207L64 208ZM191 206H193L192 207L193 209H191ZM260 207H263L264 208V203L261 204ZM10 208H14V206L13 207H10ZM21 209H20V212L22 211ZM188 209H191L192 212H191V210H188ZM244 209L246 211V208H244ZM248 209H247V213H248ZM16 210H15V208H14V210L11 209V213L13 211H16ZM24 210H23V212H24ZM97 211L99 213L102 212L104 215L102 213H101V215L100 214L97 215L98 214ZM20 212L18 211V213H20ZM11 213H9V215ZM3 214H5V215L7 214V215L6 216L4 215L5 216L4 217ZM242 214H244V213H242ZM249 214H246V215H249ZM30 215H32V214L30 213ZM246 215H245V218H246ZM40 216L41 215H39L38 217H40ZM98 216H101L102 218L105 216V219L106 220H102V218L101 217H98ZM28 217L30 219L33 216H28ZM38 217H37V221L40 222L39 219L41 220V217L40 218H38ZM94 217L95 218H98V219L101 218V220H102L101 226L98 225L102 229V236H101V234H99L100 232L98 233V231H96L98 229V227H97V224H95V222H94V221H96V220H94L95 219ZM250 217H252V216H250ZM35 218H36V216H35ZM46 218H48V217H46ZM46 218L45 219L42 218L41 221L47 223L48 221H47ZM0 219H2V218H0ZM31 219H33V218H31ZM25 220H27V219H25ZM44 220H46V221H44ZM31 221H33V223H34V220H30V222ZM178 221H183V222L186 223V227L184 228L186 231H185L184 234H181V233L180 234L179 233L178 234L177 233L169 234V233H166L167 230L166 231H164V230L162 231L161 230L167 224L169 226L170 225L169 223H172L171 225H173L175 223V226H173V227H175L176 230H177V227L178 226L176 225V223H178ZM12 222L14 223V221H12ZM43 222H41L42 224L40 223V225L43 226ZM151 222L153 223L152 225H156V226H154L155 229L161 228V229L157 230V231H160V232H157V233H154L153 232L152 233L149 230L150 228H151L152 231L154 230V228H152L153 226L152 227H149V225H150ZM28 224L30 226H32V224L29 223V220H28ZM46 225L47 224H45V226ZM36 226H37V223H36ZM26 227H27V224H26ZM169 227L171 229V226H169ZM216 228H217V226H216ZM181 229H182V227H181ZM219 229H217V230L215 228H214V230L211 229L212 230L211 234H213V237L216 234L218 236L220 235V234H218ZM19 231H21V230H19ZM244 231L245 230H243L242 232L244 233ZM247 231L248 230H246L245 233H244L245 238L247 236H250L249 233H248L249 235H247ZM4 232H6V231H4ZM23 232H27V230H25ZM94 232H96V233H94ZM40 233H39V235L41 236ZM143 233H145L146 235L144 234L145 235L144 236ZM243 233H242V235H243ZM2 235H4V233ZM2 235H0V236H2ZM35 235H32L31 233H23L21 235L19 234V236H17V237H14L15 238V244H16V248H15L16 249V252H17L18 256L20 255V258H21V256H24V257H22L23 260H24V262H26L27 259H28L27 260L28 263L31 262V261H33V260H31L32 258H30V255H28V254H30V251L32 250V247H33L32 245L35 244V241H36L34 239V238H36V237H34ZM243 236L242 237L240 236V237L241 238H244ZM100 237H104V238H100ZM6 239H9V238L7 237ZM246 239H245V241H246L245 244L250 240L249 237H248V239H249L248 241ZM230 241L229 242L226 241V242L229 243V247L232 246V244H233V242L231 241L232 242L231 243ZM241 241L244 244V240L242 239ZM188 242H190L192 244V246L195 247L193 250L191 249L193 247H191V245ZM43 243L44 242H42V244ZM186 244L190 245L189 246L190 248L185 249V251H183L184 250V247L187 248ZM227 244H225V245L227 246ZM3 245H4V243H3ZM10 245L11 244H9V246ZM12 245H13V243H12ZM37 245H39V242H38ZM233 245H235V244H233ZM236 245H239V244H236ZM42 246H44V245H42ZM84 247H90L91 249H93V253H91L92 250L90 251V254H92L90 257H89V253H88L89 249L87 248V250H88L87 251ZM182 247H183V250H182V253L180 252L181 255L180 254H177V252L180 251L178 249L179 248H182ZM9 249H12V248H9ZM42 249H43V247H42ZM44 249H45V246H44ZM2 250H4V249H2ZM174 251H177V252H175L176 254L175 253H172ZM46 252H47V250H46ZM241 253L243 254L244 252H241ZM17 254H16V256H17ZM239 255H240V253H239ZM18 256H17V258H18ZM28 256H29V258H30L31 261H29V258H26ZM31 256L33 257V254L32 253H31ZM236 257L238 258V255ZM253 258H255V257H253ZM180 260H182V262H184V263H182V262L180 263ZM240 260H242V259H240ZM51 261L53 262V260H51ZM55 261H57V260H55ZM255 261H257V260H255ZM27 262L24 263V264H27ZM83 262H82V264H83ZM32 263H34V261ZM57 263H59V261ZM57 263L55 262V264H57ZM146 263L149 264L148 262H146ZM65 264H67V263H65ZM251 264H253V263H251ZM254 264H256V263H254ZM257 264H264V254L260 258V260H258Z\"/></svg>",
	"mask_w": 264,
	"mask_h": 264
}]
</instances>
